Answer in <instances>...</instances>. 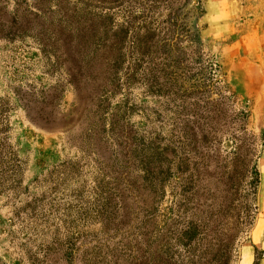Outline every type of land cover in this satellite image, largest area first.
I'll return each instance as SVG.
<instances>
[{
  "label": "rangeland",
  "instance_id": "1",
  "mask_svg": "<svg viewBox=\"0 0 264 264\" xmlns=\"http://www.w3.org/2000/svg\"><path fill=\"white\" fill-rule=\"evenodd\" d=\"M210 66L248 116L249 228L226 129L184 122ZM0 119V264L134 262L153 229L179 262L264 264V0H0Z\"/></svg>",
  "mask_w": 264,
  "mask_h": 264
},
{
  "label": "trees",
  "instance_id": "2",
  "mask_svg": "<svg viewBox=\"0 0 264 264\" xmlns=\"http://www.w3.org/2000/svg\"><path fill=\"white\" fill-rule=\"evenodd\" d=\"M217 68L210 66L209 72L206 74L205 86L201 90L202 96H207V100L202 103L194 105V111L191 115H183L185 119V125L192 123L193 125L199 124V119L205 114L208 118L226 129L231 142V151L229 159V172H228V185L231 192L232 206L239 210L236 217L237 220H242L247 228L252 225L255 191L258 184V172L256 166V153L254 152V143L252 138L247 135L246 132V120L247 113L237 109L235 98L228 93L223 83V77L217 76ZM183 100L187 99V96H182ZM187 103V102H184ZM187 105V104H186ZM184 109V108H183ZM174 116V113H172ZM6 127L3 124V120L0 119V135L6 133ZM171 130L169 134H171ZM199 134V133H198ZM196 135V134H195ZM5 143H0V164L1 154L4 153ZM140 157H146L147 148L142 147L139 152L135 151ZM173 153L171 146L166 147L163 150V158L166 160V173L170 174V167L173 159L166 158L167 154ZM7 154V153H6ZM9 155H11L9 153ZM150 163V162H149ZM144 178L148 175V168L142 170ZM156 189V188H153ZM163 191V188H159ZM154 220V215L149 219V224ZM157 229L152 230V236L148 239L147 243L143 246L144 256L136 258L134 262L130 261V257L126 260L119 261L118 259L111 258L109 264H194L193 262H179L174 259V256L166 248L163 243L164 235L160 232H156ZM136 244H139L135 241ZM128 252L129 249H128ZM85 259V258H84ZM81 264H91L90 261L83 260Z\"/></svg>",
  "mask_w": 264,
  "mask_h": 264
}]
</instances>
